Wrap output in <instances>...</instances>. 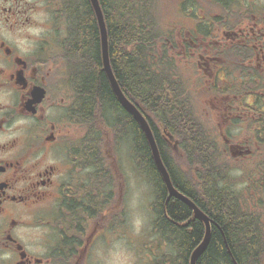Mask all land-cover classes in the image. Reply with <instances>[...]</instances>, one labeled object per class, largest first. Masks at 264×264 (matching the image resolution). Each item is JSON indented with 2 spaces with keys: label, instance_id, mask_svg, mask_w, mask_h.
<instances>
[{
  "label": "flooded vegetation",
  "instance_id": "af4514ba",
  "mask_svg": "<svg viewBox=\"0 0 264 264\" xmlns=\"http://www.w3.org/2000/svg\"><path fill=\"white\" fill-rule=\"evenodd\" d=\"M152 11L169 18L166 52L176 31L212 195L243 210L264 257V0H158ZM65 39L61 0H0V264H105L112 242H132L139 124L114 95L116 136L90 125ZM116 78L150 124L136 84Z\"/></svg>",
  "mask_w": 264,
  "mask_h": 264
},
{
  "label": "trees",
  "instance_id": "16d2710c",
  "mask_svg": "<svg viewBox=\"0 0 264 264\" xmlns=\"http://www.w3.org/2000/svg\"><path fill=\"white\" fill-rule=\"evenodd\" d=\"M155 1L98 0L113 73L127 87L136 84L137 105L149 116L173 185L213 221L207 246L196 264H264L260 240L248 237L243 210L225 205L212 195L209 152L204 144L198 149L201 145L196 140L191 91L188 86L182 88L176 60L165 52L159 16L152 11ZM61 8L65 48L70 46L72 50L73 73L78 75V102L88 106L90 125H104L106 132L116 136V101L104 76L92 5L89 0H61ZM163 128L169 142L162 137ZM135 140V166L151 187V231L155 247L161 249L148 264H189L191 252L204 236V225L186 203L167 195L140 127Z\"/></svg>",
  "mask_w": 264,
  "mask_h": 264
},
{
  "label": "water",
  "instance_id": "95a60500",
  "mask_svg": "<svg viewBox=\"0 0 264 264\" xmlns=\"http://www.w3.org/2000/svg\"><path fill=\"white\" fill-rule=\"evenodd\" d=\"M90 3L92 5V8L94 10L97 23H98V29L100 34V52H101V61H102V67L103 70L107 76V79L109 80L110 86L112 88V91L114 92L115 96L121 101L123 106L137 119L139 122V125L141 126L144 135L146 137V140L148 142L153 160L155 162L156 168L159 171L161 178L164 182V185L166 187V190L168 192V195L180 200L184 203H186L193 211L194 215L198 217L203 223L205 227L204 231V237L202 241L197 245V247L192 251L189 259V264H196L197 257L205 250L209 236H210V220L209 218L197 207L193 201H191L188 197L181 194L174 186L171 180V177L169 175V172L164 165V162L161 158L157 143L155 141V138L153 136V133L151 131V128L149 127V124L144 119V117L139 113V111L125 98V96L122 94L116 78L113 74L110 60H109V53H108V37H107V29L106 24L104 20V16L101 10V7L99 5L98 0H90Z\"/></svg>",
  "mask_w": 264,
  "mask_h": 264
},
{
  "label": "rangeland",
  "instance_id": "374dc122",
  "mask_svg": "<svg viewBox=\"0 0 264 264\" xmlns=\"http://www.w3.org/2000/svg\"><path fill=\"white\" fill-rule=\"evenodd\" d=\"M167 19L169 18L164 17L162 21L166 22ZM171 19L170 22L178 21L176 16H171ZM174 33L176 34V32ZM176 66L183 75V66L178 60L176 61ZM134 166L133 164V168ZM128 179L129 194L132 196V203L129 205L132 207L130 215H132L134 229L132 242H129L127 238L117 239L112 242L105 252V264H144L140 257V249L143 248L142 243H147L148 240L153 238L149 234L152 215L150 209L152 200L151 187L146 178L140 175L136 169H132V174ZM135 237H137V240H134Z\"/></svg>",
  "mask_w": 264,
  "mask_h": 264
}]
</instances>
